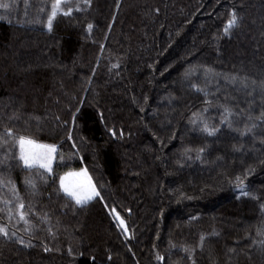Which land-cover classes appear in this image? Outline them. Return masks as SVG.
<instances>
[{"label": "trees", "instance_id": "1", "mask_svg": "<svg viewBox=\"0 0 264 264\" xmlns=\"http://www.w3.org/2000/svg\"><path fill=\"white\" fill-rule=\"evenodd\" d=\"M52 2L0 0V264H264V0H67L49 31ZM193 113L220 131L194 128ZM8 130L56 146L51 175L22 171ZM80 169L101 193L83 208L59 191Z\"/></svg>", "mask_w": 264, "mask_h": 264}, {"label": "snow or ice", "instance_id": "2", "mask_svg": "<svg viewBox=\"0 0 264 264\" xmlns=\"http://www.w3.org/2000/svg\"><path fill=\"white\" fill-rule=\"evenodd\" d=\"M67 0H53L51 4V10L47 15V22H46V27L49 31H51L53 27V21L57 17L58 14H61L62 9L61 5L66 3ZM92 0H78L77 5H76V11H86L88 7L91 6ZM83 4L85 7H80V4ZM117 5H119V0H117ZM0 7L4 9H9L10 5L9 4H0ZM43 11V9H41ZM72 9L69 7L67 11H63L62 14L67 16L71 13ZM5 19V17L0 16V20ZM238 26V18L235 14V12H230L229 13V19L227 20L226 24L224 25V34L228 35L229 31L235 27ZM93 28V25L89 23L87 25V29L91 31ZM103 47V46H102ZM113 68L119 67L118 64H113ZM194 71V70H193ZM210 71L209 69H205V72ZM187 75H192V71L188 72ZM230 83L233 84H238L240 88L242 89H247L248 88V83H247V78L241 77L238 78L237 76H232L230 79ZM253 85H255V81L252 82ZM193 88H196L197 86L195 84L192 85ZM261 89L264 90V82L261 83ZM253 91H255V88H253ZM251 94V93H249ZM205 96H207V93H205ZM205 103L208 104L210 101L205 100ZM233 115L232 111L225 107L224 108V113L223 117L220 121L221 125L227 124V126L231 129L233 128V121L229 119ZM261 118L264 119V112L261 113ZM194 128H199V130L206 134L209 137L215 136L218 131H220L219 127H213L210 126L209 123L202 119V116L200 113H193L192 117L190 118L189 121ZM256 125L252 124L251 128H255ZM251 128L246 127L244 132H241V136L245 134V132L251 131ZM108 131L111 133L113 138H116V133L113 129H108ZM6 135L8 137H11L15 143V145H18L19 152H18V157H16L20 164L22 165V171L23 170H28V172H32L33 169H43L44 172L48 173L49 175L52 174L53 169H52V161L54 160L55 156L54 154L56 153L57 149L55 145H50V144H40L37 143L34 139L30 137H26L24 135H20L19 137H14L12 132L8 130L6 132ZM120 136H123V132L120 133ZM71 138V137H70ZM3 143H7V141H3ZM261 143H264V139L261 140ZM236 151H239V148H235ZM191 148L185 149V153L191 152ZM197 151V156L196 159H200V153L204 151V148L201 147L199 149H196ZM8 156H5V159H7ZM188 159H191V156L187 157ZM179 163V161H178ZM264 163V161H262ZM183 165L181 164V167ZM252 169H249L245 172V178L247 177L248 174ZM37 175L40 176L41 179H44L43 175L40 173H37ZM75 177V179L71 182H68V177ZM235 182L242 192L243 195L245 196H251L253 200H256L257 197L251 193L245 192L244 191V181L240 178V176H237L235 178ZM5 184V181L0 178V187H3ZM25 184L27 187L31 188L33 190V194L35 195V189H36V184L35 182L29 177L25 180ZM7 185L10 187V191L12 192L13 197L17 201V215L19 216V220L23 221L25 225H28V221L25 218V208L26 205L20 200L19 194L16 190L15 185L12 183L11 179L7 181ZM59 191L63 194L64 197H66L71 204H74L75 206L79 208H83L87 206L94 198L100 197L101 193L97 190L96 186L93 184L91 177L88 175V172L85 169H81L79 172H69L59 178ZM103 202V201H101ZM0 203L4 204H9L11 203L8 200H4L0 198ZM67 206V205H66ZM2 210V209H0ZM260 210L261 213H264V204L260 205ZM112 214H114L115 220L118 222L117 226L120 229L124 230V234L127 236V228L125 226V221L118 215L116 214V210L112 209L111 210ZM8 218L11 220L12 219V210H8ZM44 223H47L48 216L47 213H45L44 217L41 218ZM195 219V217H193ZM26 232H30V228L26 227L25 228ZM49 232L51 234V230L49 229ZM258 234H264V228L258 229ZM0 237H3L5 239H11V237L8 234V231L5 227H0ZM205 237L201 236L200 240L201 243L204 241ZM16 243L22 245L25 248L32 247L28 242H25L23 239L17 238ZM262 244H264V241H261ZM45 252L51 251L50 248H48L46 245L44 247ZM186 253L189 252L187 248L184 249ZM70 256L72 255L71 248H69V253ZM189 259H191V253H189L188 256ZM158 260H162L163 257L157 256Z\"/></svg>", "mask_w": 264, "mask_h": 264}, {"label": "rangeland", "instance_id": "3", "mask_svg": "<svg viewBox=\"0 0 264 264\" xmlns=\"http://www.w3.org/2000/svg\"><path fill=\"white\" fill-rule=\"evenodd\" d=\"M18 146V145H17ZM18 151H19V148H18ZM54 156H55V154H54ZM53 164H54V160L52 161V166H53ZM43 170V169H42ZM81 170V169H80ZM80 170H77V171H70V172H73V173H75V172H79ZM67 173H69V172H67ZM67 173H65V174H67ZM64 174V175H65ZM63 176V175H62ZM75 179V177H71V176H69L68 177V182H71V181H73Z\"/></svg>", "mask_w": 264, "mask_h": 264}]
</instances>
